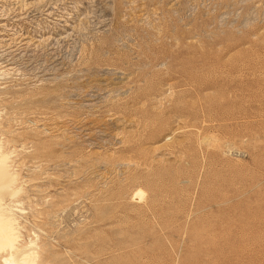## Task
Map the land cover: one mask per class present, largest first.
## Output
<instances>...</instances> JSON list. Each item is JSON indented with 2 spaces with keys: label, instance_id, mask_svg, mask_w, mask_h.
Returning a JSON list of instances; mask_svg holds the SVG:
<instances>
[{
  "label": "rangeland",
  "instance_id": "1",
  "mask_svg": "<svg viewBox=\"0 0 264 264\" xmlns=\"http://www.w3.org/2000/svg\"><path fill=\"white\" fill-rule=\"evenodd\" d=\"M0 142L41 264H264V0H0Z\"/></svg>",
  "mask_w": 264,
  "mask_h": 264
},
{
  "label": "bare ground",
  "instance_id": "2",
  "mask_svg": "<svg viewBox=\"0 0 264 264\" xmlns=\"http://www.w3.org/2000/svg\"><path fill=\"white\" fill-rule=\"evenodd\" d=\"M10 155L3 153L0 145V261L1 264H41L42 261L39 260L38 253L35 251V249L37 251L38 249L34 248L35 243L30 242L28 246L20 250L19 239L21 237L17 232L18 228L16 229L15 227L17 225L15 213L20 210L18 209L19 206L16 205V201H14V199L21 189H19L20 187L18 188L19 190L15 188L17 175L15 171H10ZM133 193V197H130V199L133 198V200L137 202L143 201L142 199L144 193L141 190L137 189Z\"/></svg>",
  "mask_w": 264,
  "mask_h": 264
}]
</instances>
